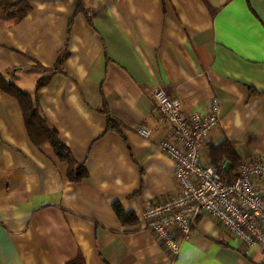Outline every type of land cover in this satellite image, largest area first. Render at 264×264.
I'll return each instance as SVG.
<instances>
[{
	"label": "crops",
	"instance_id": "1",
	"mask_svg": "<svg viewBox=\"0 0 264 264\" xmlns=\"http://www.w3.org/2000/svg\"><path fill=\"white\" fill-rule=\"evenodd\" d=\"M28 2L21 19L0 10V72L36 99L88 175L70 180L69 163L32 140L18 99L0 88V264L77 254L86 264H264L260 246L241 245L208 214L174 259L139 221L148 201L177 188L160 148L171 126L156 113L159 86L188 113L219 99L205 162L225 140L264 162V0H85L88 16L77 0ZM65 49L62 70L37 91L41 67ZM115 203L137 223H123Z\"/></svg>",
	"mask_w": 264,
	"mask_h": 264
},
{
	"label": "built area",
	"instance_id": "2",
	"mask_svg": "<svg viewBox=\"0 0 264 264\" xmlns=\"http://www.w3.org/2000/svg\"><path fill=\"white\" fill-rule=\"evenodd\" d=\"M153 98L156 113L171 126L160 148L173 161L177 188L167 199L146 203L139 215L142 227L155 234L173 259L203 214L214 218L241 245L264 250V188L255 184V178L264 179V162L244 159L238 174L226 179L223 164L203 160V147L220 122L219 99L213 97L206 111L188 113L164 86L155 89ZM138 131L151 135L145 126Z\"/></svg>",
	"mask_w": 264,
	"mask_h": 264
},
{
	"label": "trees",
	"instance_id": "3",
	"mask_svg": "<svg viewBox=\"0 0 264 264\" xmlns=\"http://www.w3.org/2000/svg\"><path fill=\"white\" fill-rule=\"evenodd\" d=\"M29 9L30 4L28 0H0V10H6L12 15H15L18 19H21ZM77 13H84L88 16V8L85 5V0H77ZM72 22L73 19L70 21V25ZM67 56L68 51L65 49L59 55L57 63L53 69L41 67L43 75L37 80V91L46 85L57 72L62 70ZM0 88L18 99L32 140L39 146L45 144H51L54 146L59 158L69 163V179L72 181L83 180L88 175L85 165L76 161L69 147L59 139L58 132L48 124L36 99H34L29 92L20 88L15 82L6 79L1 72ZM108 127L120 130L118 122L110 116L108 117ZM210 154L214 165H219L224 162L226 163V166L222 169L224 178L232 179L238 174L242 159L237 152L236 142L225 140L221 144L211 145ZM114 208L123 223H137V217L133 213L125 212L119 203H115ZM66 264L86 263L82 254H77L75 257L67 260Z\"/></svg>",
	"mask_w": 264,
	"mask_h": 264
}]
</instances>
